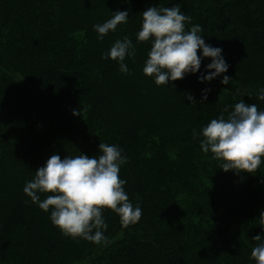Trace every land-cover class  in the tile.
Returning <instances> with one entry per match:
<instances>
[{"label":"trees","instance_id":"trees-1","mask_svg":"<svg viewBox=\"0 0 264 264\" xmlns=\"http://www.w3.org/2000/svg\"><path fill=\"white\" fill-rule=\"evenodd\" d=\"M161 5H179L186 28L222 48L226 73L200 82L210 57L168 85L143 73L151 43L137 32ZM117 10L128 22L98 39L93 25ZM125 36L135 45L127 73L103 58ZM261 88L264 0H0V264H256L264 162L224 171L193 129L242 99L264 110ZM100 143L123 149L119 175L142 216L125 227L105 208L107 242L96 244L65 235L23 189L52 154L98 156Z\"/></svg>","mask_w":264,"mask_h":264},{"label":"clouds","instance_id":"clouds-1","mask_svg":"<svg viewBox=\"0 0 264 264\" xmlns=\"http://www.w3.org/2000/svg\"><path fill=\"white\" fill-rule=\"evenodd\" d=\"M114 13L107 21L93 25L98 39L103 40L119 24L128 22L127 10ZM142 15L137 41L151 43L143 73L153 77L158 86L197 73L205 57L211 58L206 69L214 71L198 76L200 82L211 81L228 71L229 64L222 48L205 43L199 25L186 28L190 17L179 5L151 6ZM198 49L202 50L199 55ZM134 56L135 45L127 36L117 39L110 50L103 53L104 59L117 61L119 70L124 73L129 72L126 57ZM230 79L224 75L221 83L228 85ZM209 91L208 88L202 90V101L207 99ZM188 99L195 100L191 95ZM258 99L264 100V88L259 89ZM224 112H228L227 117L222 112L199 132L193 129V138L203 137L200 140L202 151L211 152L215 159L223 161L221 168L224 171L252 173L264 162V110H258L257 104H246L242 99L234 106H226ZM73 114H77L75 110ZM98 148L101 153L98 156L81 152L62 159L59 154H52L36 170L34 179L26 182L23 191L40 209L50 211L51 222L65 235L101 244L107 242L105 208L117 213L125 227L140 220L142 208L129 199L124 188L127 181L119 175L121 166L128 159L123 149L108 143H100ZM42 193L52 194L41 199ZM260 217V225L264 226V212ZM253 238L258 243L252 249L251 257L256 264H264V235Z\"/></svg>","mask_w":264,"mask_h":264}]
</instances>
